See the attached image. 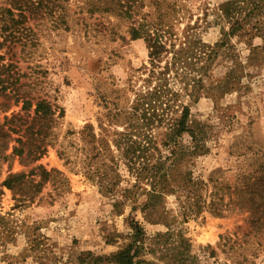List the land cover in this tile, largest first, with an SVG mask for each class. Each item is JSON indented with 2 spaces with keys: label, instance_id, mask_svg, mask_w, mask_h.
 Instances as JSON below:
<instances>
[{
  "label": "rangeland",
  "instance_id": "obj_1",
  "mask_svg": "<svg viewBox=\"0 0 264 264\" xmlns=\"http://www.w3.org/2000/svg\"><path fill=\"white\" fill-rule=\"evenodd\" d=\"M228 1L0 0V264H114L136 222L146 233L142 256L155 264H176L180 254L185 264H264V14L205 72L202 58L169 75L190 107L189 126L204 132L206 154L175 175L178 186L185 175L204 183L187 190L194 200L186 191L145 208L151 187L115 146L145 124L128 120L149 67L145 40L131 30L168 26L176 49L222 45L230 24L218 8ZM201 75L195 102L184 87ZM39 103L53 113L48 121L36 115ZM15 147L43 155L26 165ZM10 174L42 186L28 199L14 195L3 186ZM190 206L201 213L188 215Z\"/></svg>",
  "mask_w": 264,
  "mask_h": 264
},
{
  "label": "trees",
  "instance_id": "obj_2",
  "mask_svg": "<svg viewBox=\"0 0 264 264\" xmlns=\"http://www.w3.org/2000/svg\"><path fill=\"white\" fill-rule=\"evenodd\" d=\"M218 10L220 18L230 24V30L225 33L222 45L214 47L202 46L204 49L196 50L191 49L190 46L187 47L183 42L180 44V48L176 49V45L171 42L170 37L173 35L168 26L157 25L154 27L153 33L143 32L137 28L131 30V39L144 38L145 40L149 51V67L145 68V72L148 73V78L145 80L147 88L135 94L128 120L135 121V123L143 121L145 124L137 127L131 126L129 132L119 134L120 139L115 142V146L126 161L128 170L136 175L138 181H146L151 187L145 208H155L159 201L169 194H176L180 198L182 196L180 194H184L190 187L195 190L200 185H204L201 181H194L191 175H185L182 177L180 185H176L178 182L175 179L177 170H180L185 163L193 158L206 154L207 147L203 143L204 132H201L198 127L189 126L190 107L181 103L182 95L180 93H175L168 87L171 79L169 75L173 72L175 73L173 79L179 77V72L193 59H205L206 65L202 68V72L208 70L218 55L217 50L226 44L228 39L240 35L244 25L251 19L263 16L264 0H230L222 3ZM241 15L244 18H240ZM163 62L164 65H162ZM195 82L192 90H188V84L184 87V91L185 94H189L191 100L196 102L204 88L203 76L201 75ZM45 107L44 103H39L36 115L48 121L53 113L51 110L46 111ZM154 129H157L159 133L153 136ZM92 135L95 138L93 130ZM184 135L191 137V146H186L183 143ZM18 144L20 145L21 142L19 141ZM162 150H165L167 155H163ZM13 155L18 156L21 162L27 165L37 162L42 157L43 151L40 152V148H37L24 156L22 147H15ZM39 169L42 170L44 177H49L50 174L41 167L36 168L35 171ZM30 175L34 176L33 173ZM3 186L11 190L14 195L19 194L28 199L31 195L29 189L38 193L42 184L35 180L30 181L25 174H10ZM187 192L190 195L188 198L193 199L194 193ZM187 213L188 215H198L201 213V209L195 211L190 206ZM253 213L256 214V210L253 209ZM257 221L253 219V222ZM132 229L134 239L131 244L111 256L109 260L114 264H155L145 260L142 256L146 241L144 229L138 222L132 224ZM171 236L170 232L159 234L157 241L159 244L166 242L167 238H171ZM172 259L176 264H185L182 254L173 256Z\"/></svg>",
  "mask_w": 264,
  "mask_h": 264
}]
</instances>
